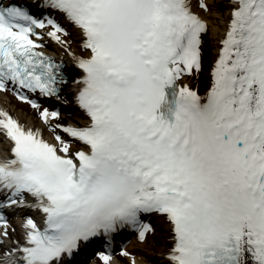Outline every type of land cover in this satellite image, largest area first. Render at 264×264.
<instances>
[{"label": "snow or ice", "instance_id": "obj_1", "mask_svg": "<svg viewBox=\"0 0 264 264\" xmlns=\"http://www.w3.org/2000/svg\"><path fill=\"white\" fill-rule=\"evenodd\" d=\"M0 94V264H264V0H0Z\"/></svg>", "mask_w": 264, "mask_h": 264}, {"label": "bare ground", "instance_id": "obj_2", "mask_svg": "<svg viewBox=\"0 0 264 264\" xmlns=\"http://www.w3.org/2000/svg\"><path fill=\"white\" fill-rule=\"evenodd\" d=\"M0 102L3 103L5 107H10L13 110H15L16 114L20 118H22L23 120L27 121L28 123H32L33 122L28 116H26L25 111L19 110V107H18L19 102L14 101V100L6 99L2 94H0ZM24 107L26 108V106H24ZM129 247L130 248L134 247V239H133V244H129Z\"/></svg>", "mask_w": 264, "mask_h": 264}]
</instances>
